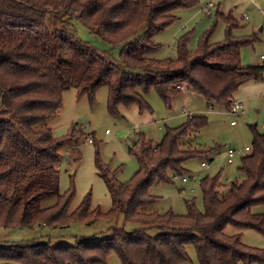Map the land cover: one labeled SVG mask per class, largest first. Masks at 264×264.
<instances>
[{
  "label": "trees",
  "instance_id": "16d2710c",
  "mask_svg": "<svg viewBox=\"0 0 264 264\" xmlns=\"http://www.w3.org/2000/svg\"><path fill=\"white\" fill-rule=\"evenodd\" d=\"M199 0H0V227L58 229L74 223L94 224L123 220L108 241L118 247L126 264H187L194 246L199 264H264V250L242 243L241 235H227L228 226L251 229L264 236V134L251 127L253 144L242 158L244 180L224 186L220 175L200 181L204 211L194 199L187 214L156 210L150 193L155 182L172 183L186 177L184 164L192 159L212 163L216 150L196 149L187 140L208 123L205 116L189 117L168 129L162 142L152 146L143 135L130 148L140 168L128 183L98 161L100 174L112 198L111 209L91 210L86 197L72 212L73 193L60 190L61 149L82 135L73 127L56 138L48 122L62 109L63 95L75 89L95 101L99 88L109 90L108 106L150 110L145 96L156 91L170 105L185 87L212 105L229 112L234 96L248 81L264 79V65L243 67L241 51L253 40L232 37L238 28L232 16L219 15L227 24L226 41L211 43L205 34L192 51L187 37L176 46L174 58H151L160 49L156 36L176 20L175 11L196 6ZM78 20L94 36L121 47L113 63L74 33ZM56 199L54 205H45ZM136 226L132 234L125 225ZM159 235L149 239V231ZM103 242L85 240L77 247L35 242L0 246V264H65L71 252L79 264H89L88 250ZM85 252V253H84Z\"/></svg>",
  "mask_w": 264,
  "mask_h": 264
},
{
  "label": "rangeland",
  "instance_id": "374dc122",
  "mask_svg": "<svg viewBox=\"0 0 264 264\" xmlns=\"http://www.w3.org/2000/svg\"><path fill=\"white\" fill-rule=\"evenodd\" d=\"M213 2L216 6L212 9L211 16L205 12L207 0H199L194 7L175 11L176 20L156 36L155 42L161 47L150 57L161 60L176 57L177 43L184 37H187L192 51L198 48L205 34L212 33L211 43L226 41L227 24L219 17L224 15L232 16L238 24V28L232 31L233 38L253 40L250 45L242 48V66L252 67L260 63L261 56H264V0H259L257 5L251 0H213ZM73 24L74 33L79 39L97 48L101 55L111 62H120V46H113L92 35L78 20ZM251 88H253L251 93L256 96L252 102L248 99H238L237 96L235 98L236 101L244 102L246 106V114L238 120L236 127H231L234 118L225 108L213 104L214 109L209 110L207 101L205 102L192 90L179 93L169 106L156 91H151L145 96L150 110L141 114L137 106L130 109L121 106L117 115L109 109V90L106 87L98 89L93 103L90 102L88 95H81L75 89L65 92L62 109L48 122V126L56 138H64L73 127L82 135L78 142L68 144L60 151L62 155L60 190L63 194L73 193L68 213L74 211L88 196L91 199V210L108 212L112 207V198L100 174L98 161L108 166L112 172H116V178L120 183H128L140 168L137 157L130 153V148L137 142L138 135H143L151 141L152 146H157L164 139L168 129L180 127L189 117L197 115L205 116L208 123L196 136L184 143L191 142L198 150H216L211 156L212 163L208 169H203L200 159L189 160L184 164L187 171L185 176L190 177L191 180L189 184L184 185L183 177H176L172 183L155 182L150 193L158 199L156 210L160 213L173 211L177 215L184 216L187 214V202L194 199L197 201L198 209L203 212L200 181L218 175L224 186L235 181H243L244 176L239 172V168L242 158L249 153L239 154L234 163L229 164L227 151L232 149L241 152L248 147L251 148L253 126H256L259 133L264 134V79L253 84ZM184 110L187 111V115H184ZM90 139L93 140L92 144L89 143ZM193 178H196L195 182ZM55 203L56 199H50L45 205L51 206ZM253 212L264 214V206L254 208ZM121 227H123L122 219L117 222L100 220L91 225L74 223L58 229L38 226L33 229L0 227V246L41 242L50 243L53 247H77L85 240H91L103 242L100 244V249L103 251L94 249L84 252L89 257V264H126L120 256L118 247L113 245V241H108L115 235V229ZM136 229L134 225H125L128 234H132ZM225 233L240 234L244 245L264 250V236L254 230H240L228 226ZM146 235L149 239H154L159 235V231L152 230ZM187 253L191 258L187 264H199L194 246H189ZM61 257L65 264L67 261L69 264L77 262L71 252H64Z\"/></svg>",
  "mask_w": 264,
  "mask_h": 264
},
{
  "label": "built area",
  "instance_id": "2783aa9c",
  "mask_svg": "<svg viewBox=\"0 0 264 264\" xmlns=\"http://www.w3.org/2000/svg\"><path fill=\"white\" fill-rule=\"evenodd\" d=\"M208 1V4H207V6H206V8H205V12L207 13V15H209V16H211L212 15V9L215 7V4H214V2L212 1V0H207ZM257 1L258 0H251V2L253 3V4H256L257 3ZM261 62H262V64L264 65V56H261ZM179 89L180 90H184V87H179ZM245 113H246V109H245V104H244V102H242V101H234L233 103H232V108H231V110L228 112V114L231 116V117H233L234 119L231 121V125L232 126H236L237 125V123H238V120H240L244 115H245ZM89 143H93V140H89ZM251 151V148H246L245 149V151H241V152H238V151H236V150H232V149H230V150H228L227 151V157H228V162H229V164H232L233 163V161H234V158L235 157H237L239 154H242V153H244V152H250ZM201 168H204V169H206V168H208V164L206 163V162H202L201 163ZM192 178V177H191ZM194 179V182L196 181V178H193ZM191 180H190V177L188 178V177H183L182 178V182L184 183V184H187V183H189Z\"/></svg>",
  "mask_w": 264,
  "mask_h": 264
},
{
  "label": "crops",
  "instance_id": "0c3cea01",
  "mask_svg": "<svg viewBox=\"0 0 264 264\" xmlns=\"http://www.w3.org/2000/svg\"><path fill=\"white\" fill-rule=\"evenodd\" d=\"M213 1V0H212ZM215 2V1H214ZM258 2H259V0L257 1V3H256V5L258 4ZM207 4H208V1H207ZM216 6V5H215ZM263 11V10H262ZM261 65H263L262 64V62H261V58H260V63L258 62V63H256L254 66H252V67H255V66H261ZM256 83H258L257 81H248V82H246L245 84H243L241 87H240V89H239V91L235 94V96H234V100L236 101V96H237V98L238 99H248L250 102H252L253 101V99L256 97V96H254V94H252L251 93V91H252V89L253 88H251L252 86H253V84H256ZM186 90L184 89L183 91H181L180 93H182V92H185ZM241 91V92H240ZM262 92V91H261ZM263 94V92L261 93V95ZM185 95V94H184ZM263 98H264V96H263ZM205 101V100H204ZM206 102V101H205ZM245 104V103H244ZM206 105L209 107V110H213L214 108H213V105H212V107L208 104V102H206ZM245 109H246V106H245ZM199 113V112H198ZM141 114H142V112H141ZM246 114V113H245ZM184 115H187V111L186 110H184ZM238 124V123H237ZM231 125V124H230ZM237 126V125H236ZM236 126H232L231 125V127H236ZM239 156V155H238ZM237 156V157H238ZM237 157H235L234 158V160L237 158ZM202 163V162H201ZM229 163V162H228ZM233 163H234V161H233ZM232 163V164H233ZM208 164V167H209V165H210V163H207ZM204 169V168H203ZM206 169H208V168H206ZM190 183V182H189ZM189 183H187V184H189ZM184 185H186V184H184ZM96 251H103L102 249H99V248H97V249H95ZM89 251V250H88ZM90 251H92V250H90ZM89 251V252H90ZM107 259V258H106ZM105 259V260H106ZM103 260V259H102ZM75 262V261H74ZM66 264H69V262L67 261L66 262ZM75 264H78L77 262L75 263ZM97 264V263H96Z\"/></svg>",
  "mask_w": 264,
  "mask_h": 264
},
{
  "label": "water",
  "instance_id": "95a60500",
  "mask_svg": "<svg viewBox=\"0 0 264 264\" xmlns=\"http://www.w3.org/2000/svg\"><path fill=\"white\" fill-rule=\"evenodd\" d=\"M209 104V103H208Z\"/></svg>",
  "mask_w": 264,
  "mask_h": 264
}]
</instances>
